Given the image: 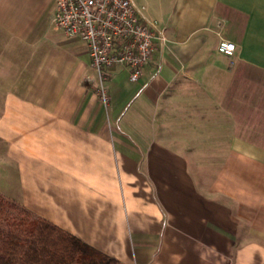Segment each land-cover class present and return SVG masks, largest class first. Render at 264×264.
I'll return each instance as SVG.
<instances>
[{
	"label": "crops",
	"instance_id": "0c3cea01",
	"mask_svg": "<svg viewBox=\"0 0 264 264\" xmlns=\"http://www.w3.org/2000/svg\"><path fill=\"white\" fill-rule=\"evenodd\" d=\"M133 2L165 38L103 104L55 0H0V193L119 264H264V0Z\"/></svg>",
	"mask_w": 264,
	"mask_h": 264
},
{
	"label": "built area",
	"instance_id": "2783aa9c",
	"mask_svg": "<svg viewBox=\"0 0 264 264\" xmlns=\"http://www.w3.org/2000/svg\"><path fill=\"white\" fill-rule=\"evenodd\" d=\"M55 23L67 36L78 37L87 46L90 68L96 75L95 93L106 104L108 90L105 70L117 64L129 68V79L137 80L151 58L158 36L154 22H146L138 14L133 0H55ZM235 44L225 38L218 50L232 54ZM89 78V77H88Z\"/></svg>",
	"mask_w": 264,
	"mask_h": 264
},
{
	"label": "trees",
	"instance_id": "16d2710c",
	"mask_svg": "<svg viewBox=\"0 0 264 264\" xmlns=\"http://www.w3.org/2000/svg\"><path fill=\"white\" fill-rule=\"evenodd\" d=\"M0 264H119L0 193Z\"/></svg>",
	"mask_w": 264,
	"mask_h": 264
}]
</instances>
